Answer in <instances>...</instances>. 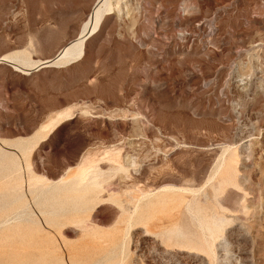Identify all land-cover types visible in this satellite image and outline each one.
Listing matches in <instances>:
<instances>
[{
  "label": "rangeland",
  "instance_id": "rangeland-1",
  "mask_svg": "<svg viewBox=\"0 0 264 264\" xmlns=\"http://www.w3.org/2000/svg\"><path fill=\"white\" fill-rule=\"evenodd\" d=\"M0 59V264H264V0H0Z\"/></svg>",
  "mask_w": 264,
  "mask_h": 264
},
{
  "label": "bare ground",
  "instance_id": "bare-ground-1",
  "mask_svg": "<svg viewBox=\"0 0 264 264\" xmlns=\"http://www.w3.org/2000/svg\"><path fill=\"white\" fill-rule=\"evenodd\" d=\"M96 14V13H95ZM97 16V20L98 22L101 20V16L100 15H95ZM92 22V21H91ZM178 26V25H177ZM90 31V30H89ZM94 29H92L91 32H93ZM95 32L91 33L90 35H93ZM87 36H89L87 34ZM86 36V38H87ZM86 38H82L81 40L77 41V42H71L68 46L64 47L60 53L58 54V56L56 58H54L55 60L58 58V57H66V58H69V57H72L74 54L77 53V56L80 57L81 54H83V51H82V46H83V43L85 42ZM77 44H80V49L79 51L77 52ZM2 59H0L1 61ZM6 61V60H5ZM53 61V60H52ZM7 62V61H6ZM1 63V62H0ZM8 63V62H7ZM9 64V63H8ZM11 66V65H10ZM43 68V67H42Z\"/></svg>",
  "mask_w": 264,
  "mask_h": 264
}]
</instances>
